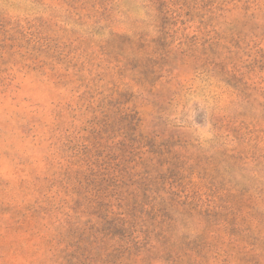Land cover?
Segmentation results:
<instances>
[{
	"label": "rangeland",
	"instance_id": "1",
	"mask_svg": "<svg viewBox=\"0 0 264 264\" xmlns=\"http://www.w3.org/2000/svg\"><path fill=\"white\" fill-rule=\"evenodd\" d=\"M0 264H264V0H0Z\"/></svg>",
	"mask_w": 264,
	"mask_h": 264
}]
</instances>
